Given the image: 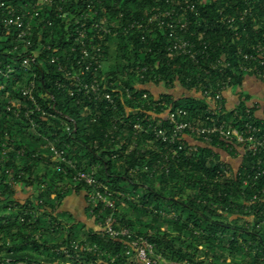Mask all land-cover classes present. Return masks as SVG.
<instances>
[{
  "label": "trees",
  "instance_id": "16d2710c",
  "mask_svg": "<svg viewBox=\"0 0 264 264\" xmlns=\"http://www.w3.org/2000/svg\"><path fill=\"white\" fill-rule=\"evenodd\" d=\"M176 1L53 0L51 5L36 8L39 15L31 21L34 30L28 51L38 49L42 65L35 64L30 69L19 67L22 43L6 34L0 25V69L5 70L6 66L12 69L8 78L0 77V83L4 84L0 91V256L8 259V264H141L126 253L129 240L112 239L99 230L98 221L109 214L115 223L153 245L154 255L163 260L158 264L170 261L264 264V233L244 227L246 213L241 200L248 199L251 191L241 183L238 173L222 182L214 179L222 163L217 152L226 153L222 140L216 138L211 144L200 142L193 153H179L177 161L166 164L167 174L158 171L150 177L149 172L142 170L144 166L152 168L158 160L164 163L161 153L165 152L157 142L147 146L146 141L152 137L133 129L136 123L143 124L145 117H151L152 124L156 121L152 114L158 109L147 105L152 102V95L146 86L162 83L164 108L179 107L194 117L206 107V101L199 97L203 88L197 86L198 82L216 88V83L225 78L217 73L205 76L186 56L176 54L169 58L166 47L173 37L164 35L158 27H151V32L126 28L173 8ZM180 1L195 3L197 11L188 13L187 33L177 31V36L198 42L201 38L198 34L203 31L206 41L214 47L215 57L220 53L232 56L235 46L264 41V0ZM36 2L0 0V5L2 9L12 6L32 13ZM87 5L97 11L93 19L103 21L114 35L108 33L93 42L103 53L99 74L103 82L117 90L112 94L113 104L104 99H88L71 88L69 80L64 81L67 90L54 85L61 73L56 71L55 64L49 63L52 56L60 55L59 51L53 53V49L67 53L70 60L78 55L79 44L73 37L66 40L74 28L66 12L78 15L87 10ZM247 7L250 15L246 30L239 33L232 46L233 32L219 22V13L229 15L236 8ZM252 26H257L256 32ZM39 31L41 37L37 42ZM110 39L116 43L113 49L108 45ZM71 47L75 48L74 53ZM239 57L235 55L233 63L241 60ZM155 64L157 70L152 73H138L136 68ZM242 76L232 75L231 84H239ZM31 81L37 100L42 103L43 98L38 95H50L57 111L55 118L37 121L35 130L30 129L22 115L16 116L7 109L8 102L14 99H20L22 106L28 104L20 90ZM176 85L198 97L175 99L171 92ZM124 88L128 89L130 99L126 98ZM44 97L47 101L48 97ZM148 111L152 114H147ZM60 116H67L75 130L65 133ZM256 123L259 124L257 120ZM44 137L63 151L64 162L46 159L51 152L44 148ZM246 162L244 158L239 171ZM56 165L62 170H57ZM91 169L97 180L115 193L112 210L99 206L90 214L92 207L87 202L90 188L76 184L73 178L78 171ZM27 190L32 192L29 196L25 195ZM20 192L23 195L19 196ZM71 194L83 196L92 228L85 229L83 223L70 217L62 219L61 204ZM232 220H240L241 226L231 225L228 221ZM75 244L77 249L73 248ZM84 245L95 247V251L81 250Z\"/></svg>",
  "mask_w": 264,
  "mask_h": 264
},
{
  "label": "built area",
  "instance_id": "2783aa9c",
  "mask_svg": "<svg viewBox=\"0 0 264 264\" xmlns=\"http://www.w3.org/2000/svg\"><path fill=\"white\" fill-rule=\"evenodd\" d=\"M53 3V0H37L34 5V10L20 11L12 6L2 9L0 5V25L6 34L14 37L17 41L22 43L19 55V67L23 69H30L32 65H42L39 58L41 52L37 49L33 52L28 51L32 44L31 38L33 36V24L31 23L34 17L39 15L36 8L48 6ZM177 8V9H176ZM197 5L190 1L181 3L176 1L175 6L171 9L159 12L141 23L128 24L126 28L132 27L145 29L151 32V27L156 26L164 35L173 37V41L166 47L167 56L172 58L174 55H182L188 57L196 68L204 72L205 76H211L213 73L224 75V80L216 83V88L212 85L205 86L198 82L197 86H201L203 90L199 93V97L206 101V107L203 112L198 113L192 117L189 113L179 107L164 108L162 99L163 91L152 95V102L147 103L153 108H156V113L152 114L155 117L154 124L151 122V117L144 118V123H136L133 129L141 131L146 137L150 135L152 138L146 141L147 146L153 142L159 143L165 149L161 153V160H158L152 168L144 166L143 172H149L152 177L158 171L168 173L167 165L170 161H177L178 154H190L196 151L198 144H189L186 138L198 140L199 143L211 144L214 139L223 141L227 157L237 158V164L230 169V164L224 160L220 167L215 172L214 179L222 182L223 179L232 178L238 173L240 181L246 185L251 191L248 199H242V210L244 214V227L248 230L257 233H264V125L257 124L254 118V111L248 107H235L226 109L223 104L222 92L224 89L232 86L231 76L234 74H249L252 73L255 77L264 81V41L257 40L252 44L244 46H235V51L232 56L220 53L218 56H213L215 53L214 47L204 38L205 33L202 31L198 34L201 37L198 42H195L189 37H178L177 31L187 33L190 20L188 18L189 12L197 11ZM59 11L62 10L59 9ZM69 15V20H72L74 25L73 33L69 36L73 37L74 42L79 44L78 55L74 60H70V55L61 52L60 49L54 48L53 53L60 52L59 56H52L49 59L50 64L56 65V71L61 73L54 85L57 88L67 90V84L64 81H71V88L77 93L82 94L88 99L93 98L95 101L102 99L108 103L113 104V90L111 84L103 82L104 78L100 76L101 59L103 57L102 50L99 46L93 44L95 39L102 40L105 34L111 33L110 28L105 27L103 21L93 19L97 15V11H93L90 5H87L86 11H80L78 15H73L72 12H66ZM64 16V13H62ZM220 14L219 22L224 23L228 30L233 32L231 45L235 44L234 39L239 37L240 32L246 30L247 18L250 15L249 8L235 9L233 14ZM61 15V14H59ZM49 26L50 22L47 23ZM111 28L113 25L110 26ZM255 27V28H254ZM43 28H41L42 30ZM252 29L257 31V26H252ZM41 31L37 32V42L40 40ZM111 36L114 35L111 33ZM264 36V35H262ZM111 37V38H112ZM49 50V46H44ZM222 48V47H221ZM17 50V46L13 47V51ZM75 52V48L71 47V53ZM240 56L241 60L233 63V57ZM138 73L149 71L150 73L157 70V64L151 67H136ZM12 72L8 66L5 70L0 69V77L8 78L9 73ZM34 76V74H33ZM158 77H155V80ZM149 87L163 89L162 83L154 85L148 84ZM4 84L0 83V91ZM213 89V92H211ZM126 98L130 99L128 89L124 88ZM21 97L28 104L22 106L20 99H14L7 104V109L12 110L16 116L22 117L28 121L31 130L38 127L39 120L44 121L48 117L55 118L57 111L54 104L51 103L53 98L47 94H40L42 103H40L35 95V84L31 81L26 87L20 90ZM48 97V100L44 99ZM44 103V104H43ZM130 113V109L125 110ZM64 120L63 131L69 133L75 130L74 123L67 116H60ZM121 120L120 123H122ZM70 123V125H69ZM40 137V135L38 134ZM46 142L44 148L51 152L46 159L50 161H62L63 151L58 150L47 138H43ZM197 141V142H198ZM225 153V152H224ZM246 159V165L239 171L243 159ZM69 163V161L65 162ZM71 167L72 164H71ZM57 170H62L56 165ZM76 184L82 183L89 187L87 194V202L91 205L90 214H93V209L100 208L102 210H112L114 207V194L109 191L107 187L102 185L95 177V171H78L74 175ZM112 215L109 214L98 221V228L103 234L112 239H126L128 241L127 254L131 253L134 258L141 264H158L163 261L159 255H154L153 245L148 242L145 237L135 236L132 231L126 226L115 223ZM74 249L78 246L75 244ZM81 250L95 251V247L84 245ZM65 253V252H64ZM113 261V258L110 260ZM8 259H3L0 256V264H8ZM27 264V263H17ZM29 264H39L30 262ZM71 264V263H67ZM167 264H195L186 261H170Z\"/></svg>",
  "mask_w": 264,
  "mask_h": 264
},
{
  "label": "crops",
  "instance_id": "0c3cea01",
  "mask_svg": "<svg viewBox=\"0 0 264 264\" xmlns=\"http://www.w3.org/2000/svg\"><path fill=\"white\" fill-rule=\"evenodd\" d=\"M151 93V95L158 94L163 91V89H157L155 87L146 86ZM174 92L172 95L175 99L181 97H198V94L191 91L188 92L184 90L180 85L174 87ZM223 104L226 109H232L235 107H248L252 108L254 111V118L260 124L264 125V81L255 77L252 73L244 74L241 78L239 84L229 86L222 92ZM198 140L192 138H186V142L189 144H200ZM218 159L224 160L234 167L237 164L238 159L227 157L224 152H217ZM32 192L26 191L25 195L29 196ZM19 196L23 195L18 193ZM61 213L64 217H70L75 222H80L85 225V229L93 227L92 220L85 212V202L82 195L71 194L67 196L60 207Z\"/></svg>",
  "mask_w": 264,
  "mask_h": 264
},
{
  "label": "rangeland",
  "instance_id": "374dc122",
  "mask_svg": "<svg viewBox=\"0 0 264 264\" xmlns=\"http://www.w3.org/2000/svg\"><path fill=\"white\" fill-rule=\"evenodd\" d=\"M115 41H113V39L109 41L108 45L111 49L115 48ZM171 92V91H170ZM172 92H174V90H172ZM171 92V93H172ZM30 191V190H28ZM22 198V197H21ZM231 225H234V226H241V221L240 220H232V221H228Z\"/></svg>",
  "mask_w": 264,
  "mask_h": 264
}]
</instances>
